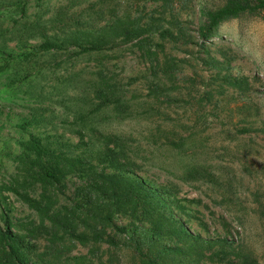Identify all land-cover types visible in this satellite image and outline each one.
<instances>
[{
  "label": "rangeland",
  "instance_id": "rangeland-1",
  "mask_svg": "<svg viewBox=\"0 0 264 264\" xmlns=\"http://www.w3.org/2000/svg\"><path fill=\"white\" fill-rule=\"evenodd\" d=\"M223 2L0 0V184L15 172L18 139L41 133L75 143L71 114L82 113L83 141L98 145L103 136H115L130 162L123 171L158 193L160 208L191 234L224 239L226 253L240 249L251 260L247 264H264V9L221 22L217 34L202 41L197 29L203 12ZM116 18L143 30L139 38L155 52L154 60L133 45L136 38L118 36L91 47L82 32H96ZM44 39L51 47L37 49ZM102 81L108 99L99 105L95 91ZM102 166L110 169L97 164ZM64 181L60 203L78 183L74 175ZM1 212L12 222L32 221L13 231L26 234L33 226L21 244L39 264H138L129 239L140 229L130 223L148 225L118 213L113 222L127 231L107 230L116 246L76 243L55 254L33 212L4 189ZM163 243L141 252L156 257ZM155 260L189 264L172 256ZM200 264L241 262L228 254Z\"/></svg>",
  "mask_w": 264,
  "mask_h": 264
},
{
  "label": "trees",
  "instance_id": "trees-1",
  "mask_svg": "<svg viewBox=\"0 0 264 264\" xmlns=\"http://www.w3.org/2000/svg\"><path fill=\"white\" fill-rule=\"evenodd\" d=\"M261 9H264V0H224L219 7L203 12L204 20L198 25V35L202 41H208L217 34L216 29L221 22ZM142 31L138 25L129 26L126 21L116 18L96 32L82 33L91 47L111 42L118 36H122L123 41L136 38L133 45L142 50L147 59L154 60L155 52L145 45V38H139ZM77 37L74 35L73 39ZM51 45L44 39L37 49L45 50ZM104 83L102 81L95 91L101 99L99 105L105 104L108 99L107 84ZM228 83L239 86L238 81ZM13 84L10 81L9 85ZM26 97H30V94ZM71 117L70 124L77 123L70 128L77 136L75 143L63 139L61 135L50 137L28 133L16 142L18 152L13 157L15 172L0 184V190L14 194L36 216L37 225L44 228L46 248L58 254L76 243L86 246L105 242L116 246L115 239L107 230L113 235L125 233V225L113 222L116 214L124 213L132 220H145L148 224L146 228H141L132 221L130 223L132 230L140 229L136 239H129L131 247L139 254L138 264H156L155 258L163 256L179 257L189 264H200L202 259H211L213 255L224 257L228 254L241 264L251 261L248 254L240 249L226 253L222 248V244L226 243L224 239H201L191 234L178 219L160 208L163 206L158 193L148 188L141 178L123 171L130 162L115 144V136H103L102 145H95L89 139L83 141V129L87 126L83 114L74 112ZM82 145L83 148L80 147ZM98 163H105L110 169L105 170V166L97 168ZM67 175L76 176L78 183L73 185L68 202L60 203ZM0 219V264H39L37 260L29 258L21 244L26 235L31 234L33 226L26 228V234L13 231L32 224V221L12 222L5 212L0 213ZM160 240H164V243L157 249L156 257L141 252L143 247L149 251ZM216 243H220V248L211 251ZM88 251L92 252V249Z\"/></svg>",
  "mask_w": 264,
  "mask_h": 264
}]
</instances>
